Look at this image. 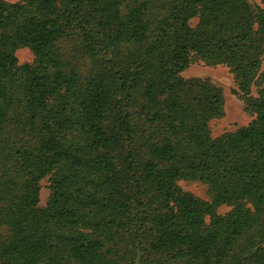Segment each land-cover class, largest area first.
<instances>
[{
  "label": "trees",
  "instance_id": "1",
  "mask_svg": "<svg viewBox=\"0 0 264 264\" xmlns=\"http://www.w3.org/2000/svg\"><path fill=\"white\" fill-rule=\"evenodd\" d=\"M197 61L231 69L248 125L212 136ZM263 62L250 0H0V264H264Z\"/></svg>",
  "mask_w": 264,
  "mask_h": 264
},
{
  "label": "rangeland",
  "instance_id": "2",
  "mask_svg": "<svg viewBox=\"0 0 264 264\" xmlns=\"http://www.w3.org/2000/svg\"><path fill=\"white\" fill-rule=\"evenodd\" d=\"M9 3L17 2L18 0H5ZM252 4L264 5V0H250ZM192 25L198 22L195 18ZM16 55L20 63L33 62L35 59L34 53L28 47H21L17 50ZM186 79H201L209 80L219 89L224 96V114L210 121V130L213 137H219L227 132H233L237 129L248 125L253 120V115L245 108L243 98L238 94V87L234 79V74L226 65H208L202 61H197L191 64L182 73ZM264 86V62L261 69V74L254 86V92ZM185 190L193 193L197 197L204 200H211V187L208 183L195 180H180L178 182ZM50 180L49 177L41 181L40 206H46L50 198ZM231 209V206L222 205L218 209V213L225 214Z\"/></svg>",
  "mask_w": 264,
  "mask_h": 264
}]
</instances>
